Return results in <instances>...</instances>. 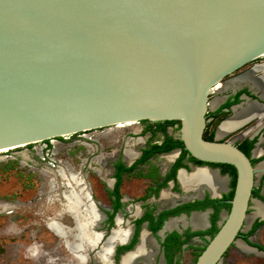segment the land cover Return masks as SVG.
Returning a JSON list of instances; mask_svg holds the SVG:
<instances>
[{
  "label": "water",
  "instance_id": "obj_1",
  "mask_svg": "<svg viewBox=\"0 0 264 264\" xmlns=\"http://www.w3.org/2000/svg\"><path fill=\"white\" fill-rule=\"evenodd\" d=\"M262 56L264 0H0V155L176 121L183 150L204 164L190 169L235 170L228 210L193 262L220 264L237 240L249 247L238 235L257 171L232 141L203 139L207 96ZM209 211L190 213L203 214L200 230Z\"/></svg>",
  "mask_w": 264,
  "mask_h": 264
},
{
  "label": "rangeland",
  "instance_id": "obj_2",
  "mask_svg": "<svg viewBox=\"0 0 264 264\" xmlns=\"http://www.w3.org/2000/svg\"><path fill=\"white\" fill-rule=\"evenodd\" d=\"M260 61L263 59L259 58L254 63ZM250 66L251 63H248L225 78H229ZM222 82L224 81L222 80ZM229 90L230 88L221 92H209L206 112L212 110L214 104L211 105L210 102L213 99L216 101L222 99V96L227 94ZM223 116L220 115L219 117ZM256 121L257 119H252L244 126L231 132L225 139L229 140L233 136H238L248 127L254 125ZM217 124V121H211L206 125V131H203L204 135L208 137ZM259 126H264V117ZM153 127L152 122H146L92 130L51 139L47 143L42 142L27 149L1 154L0 264H53L43 263V257L37 254L41 251L52 255V248L57 243V238L47 229L44 220L47 217H52L56 211V200H58V212L54 218L46 221L48 228L51 221L59 222L60 215L64 213L62 206L66 203L65 198L68 197L67 191L71 185L68 181L70 173H76L83 179L94 207L103 216V210L107 205L104 183L108 178L107 173L110 165L122 158L123 150L127 146V149L131 148L138 151L145 146L147 140L159 141L162 136L159 132H155L149 138ZM177 129V125H167L165 132L168 136L176 138ZM261 132L264 133V130ZM260 137L264 138V134ZM238 142H240L239 138L232 139L233 145ZM260 146L264 150V143ZM149 163L160 173H163L170 164L163 156L154 157ZM257 164L255 163L254 167ZM139 169V172L146 170L144 166ZM146 185L147 183L143 179L137 175H131L121 184V194L126 198H133ZM175 186L177 187L178 184ZM254 187L258 189L263 200L251 199L247 212V217L250 220L244 222L241 229L242 234L248 231L252 221L260 219L251 217L254 214L253 201H260L264 205V172L255 174ZM177 191L180 197L184 195L180 189ZM154 204L157 208H164L169 205L168 202L159 197H156ZM132 207L128 208V214H132ZM69 218L64 217L62 223L72 227L73 223ZM261 220L264 219L261 218ZM185 226L184 224L183 228ZM174 228L178 231L181 229L177 223ZM95 231L105 233L103 220ZM207 238L209 236L203 240L192 238L187 244L182 245L175 255L178 264H193L199 249L205 244ZM248 240L250 244L258 245L264 249V226H261ZM58 247L68 252L61 241ZM249 247L254 249V252L246 253L239 246L231 245L224 253L220 264H264V251H259L252 246ZM68 256H71L69 252L65 257V263Z\"/></svg>",
  "mask_w": 264,
  "mask_h": 264
},
{
  "label": "flooded vegetation",
  "instance_id": "obj_3",
  "mask_svg": "<svg viewBox=\"0 0 264 264\" xmlns=\"http://www.w3.org/2000/svg\"><path fill=\"white\" fill-rule=\"evenodd\" d=\"M260 58L263 59V61L254 63L257 60L256 59L250 62L251 63L250 67L235 75H232L229 78L224 77L225 79H222L224 82H222L221 80L210 90L212 93H215V92L225 91L227 88H230L229 92L224 96H222V99L217 101L213 99L210 102L211 105L213 104L214 105L210 112L205 113V127L203 130L206 131V125H208L211 121L212 122L217 121L218 124L215 126V128H213L212 132L209 134L211 140L214 137L219 141H232V139L239 138L240 142H238L234 146L238 148L242 153L244 154L245 152L247 153V155L245 156L249 158V161L252 166H254L255 163H258L255 167L257 173H261V170L264 169V150H262L260 146L262 143H264V138L260 137V135L264 134L261 132V130H264V126L261 127L259 126L260 121H262L264 117V96H263L264 84L260 87H254L251 84V79H255L261 76V73L259 72V67L264 66V56ZM255 68L256 71L251 72ZM218 87L221 88L217 90ZM253 101H256V103H254ZM248 105H254L256 108H258L259 112L255 115L249 116L248 118L243 120L240 124L225 132L221 137H218L219 128L225 122L233 118L238 112H240ZM220 115H224V116L219 117ZM252 119H257L254 125L248 127L238 136L231 137L232 139L229 140L225 139L226 137H228V135L231 132L244 126ZM149 138H151V134L149 135ZM162 141H163L162 136L159 139V141L147 140L145 142V146L140 148L138 151H134L129 147L131 150V154L128 158L125 157V150L127 149L128 147L127 146L123 150L122 158L117 159L110 165V169L107 173L108 178L104 183V195L107 205L103 210V216L94 207V203L88 191V201L89 203L92 204L93 211L99 221L98 225L96 227H93L92 231L99 235V240L96 243H94L92 246L85 248L84 251L86 255V261L84 264H92V263L101 264L98 252L100 251L103 245H106L107 248L105 250L108 256L107 264H122V260L126 256L135 252L137 248L142 245L141 239L143 233H145V235L147 236V242L145 243L144 252L150 254L149 264H167L169 258L171 259V264H178V262L175 260V255L178 249L182 245L187 244L192 238H198L201 240L205 239L206 235L203 236L194 235L190 238H187V235L195 232H204L211 229L212 226L211 217L214 209L212 205H205V203L207 202V200H219L220 202L224 201L225 203H227L228 199L226 197L228 196V194L232 189L231 178L228 172L220 165L206 164L208 167L218 170L220 177H218L217 175L216 176L219 179L223 180V189L217 190L215 194H212L210 190L205 187L202 188L205 190H203L202 192L199 191L198 194H195L192 189L188 193H186L181 187L179 182L180 173L189 175L194 169H206V168L190 169L189 165H204V164L202 163L195 164L185 156L178 161L179 167L175 169L174 176H172L173 174L172 166L174 162L179 158L180 151L178 148H174L167 152H157L155 149L152 148V145L154 144L160 145ZM172 150H178V151L176 152ZM148 153L150 155H146ZM159 156L165 157V159L170 163L163 173L158 172L149 163L152 158ZM143 157L144 159L139 162V160H141V158ZM169 157H172L171 160ZM127 163L128 165H126ZM120 166L131 169L125 171L122 168L120 169ZM143 166L146 168V170L143 172H139L140 170L139 168ZM178 169H183V171L178 172L177 182H176L175 176ZM131 175L133 176L137 175L140 179H143L147 183V185L144 187L143 190H141V192L137 196L133 198H126L124 195L121 194V184L126 180L127 177ZM223 176L226 177V179L221 178ZM118 178H119V183L116 187V181ZM175 184H178V186L176 187ZM178 189H180L183 192L184 194L183 196L180 197L179 192L177 191ZM253 189L256 188L254 187ZM221 192H225V193H221ZM217 193H220L219 198L210 197V195L215 196ZM258 195L259 196L261 195L260 192H258ZM156 197H159L160 199H163L164 201L168 202L169 205L164 208H157L154 204ZM252 198H257V197L253 196L251 192V199ZM259 200L262 201L263 198L261 197V199ZM56 201H57L56 211L53 213L52 217H47L46 220H44V224L46 225L47 229L50 232L51 230L48 228L46 221L48 219L54 218L55 215L57 214L58 200ZM260 201H253L254 213H255V204ZM261 205L264 208V205L262 203ZM130 207L133 208L132 214H128V208ZM206 209L210 210L206 217L208 226L204 230H200V228H204L205 220L203 226L195 227L191 224L190 221L194 214H199V213H193L191 215L190 213L202 212ZM222 210L225 209L220 208L217 213V219L214 222L216 228H217V222L220 218L219 213ZM200 215L203 216V214ZM64 217L69 218L67 214L64 213L61 214L59 217L60 224L64 227L71 228L70 225H64L62 223V219ZM255 218H260V219H256L252 221L248 228V231L245 234H247L251 230L252 226L255 223L264 221L261 220L262 217H255ZM102 220L105 228V233L95 231L96 229H98ZM173 222L174 224L169 226V224ZM176 223L181 227L180 231L175 230L174 225ZM158 224H160L159 227H157ZM184 224L186 225L185 228H183ZM261 226H264V223L259 225L253 231V233H251L249 236L246 237V240L248 242H249L248 238L252 236ZM170 228L172 229L169 230ZM192 228L196 230H192ZM171 234H176L178 237L177 238L173 237L171 239H168V236ZM245 234L240 233L238 235V238L243 240V235ZM54 236L57 238V243L52 248V252H51L52 255H48L41 251L38 252L37 254L38 256L43 257V263L82 264L77 259L76 255L66 247L64 240L55 234ZM60 241L67 248L69 254L71 255L68 256L66 263H65V257L67 256L68 252L64 251L65 249L63 250L60 247H58ZM204 245L202 247H204ZM90 253H92V255H90ZM131 264H143V261L138 258L133 260Z\"/></svg>",
  "mask_w": 264,
  "mask_h": 264
},
{
  "label": "bare ground",
  "instance_id": "obj_4",
  "mask_svg": "<svg viewBox=\"0 0 264 264\" xmlns=\"http://www.w3.org/2000/svg\"><path fill=\"white\" fill-rule=\"evenodd\" d=\"M253 71H256V68L251 72ZM259 72L261 73L260 77L251 79V84L254 87H260L264 84V66L259 67ZM220 88L221 87H218L217 90ZM258 112V108L254 105H248L219 128L218 137H221L225 132ZM130 154V149L125 150L126 158H128ZM169 158L171 160L172 157ZM68 181L71 183V187L69 186V190L67 191L68 197L65 198L66 203L62 206V211L71 218L73 225L71 228H67L55 220L51 221L48 225L51 232L63 239L66 247L76 255L77 259L82 264H84L86 261L85 248L92 246L99 240V235L92 231L93 227H96L99 221L93 211L92 204L88 201V189L83 179L76 173H70ZM179 182L186 193L192 189L195 194H198L200 189L205 187L209 189L212 194H215L217 190L223 189V180L219 179L214 172L206 169H194L189 175L180 173ZM221 217H224V213L221 214ZM255 217L264 218V208L260 202L256 203L255 213L251 218ZM247 220H250V218L246 217L245 221ZM174 222L170 223L169 226L173 225ZM190 222L195 227L204 225L203 216L200 214H194ZM141 241L142 245L138 247L135 252L126 256L122 260V264H131L133 260L138 258L143 261V264L150 263V254L144 252L145 243L147 242L145 233L142 234ZM235 245L239 246L246 253L254 252L252 248L245 246L239 240L235 242ZM106 249V245H103L98 252L101 264H107L108 256L105 251Z\"/></svg>",
  "mask_w": 264,
  "mask_h": 264
},
{
  "label": "trees",
  "instance_id": "obj_5",
  "mask_svg": "<svg viewBox=\"0 0 264 264\" xmlns=\"http://www.w3.org/2000/svg\"><path fill=\"white\" fill-rule=\"evenodd\" d=\"M146 122L147 121H141L140 124H143V123H146ZM153 124H154V127H153V129H151L150 134L153 135V134H155V132H159L162 135V137H163V141H162V143L160 145H155V144L152 145V148L155 149L157 152H167V151H169L171 149H174V148H178L179 151H180L179 158L174 162V164L172 166V173H173L172 176H174L175 169L177 167H179L178 161L180 159H182L183 157H185V156L190 161H192L193 163H195V164H201L200 162H197L194 159H192L190 156H188L187 152L185 150H183L182 144H181V142L179 140L174 139V138H172V137H170V136H168L166 134V132H165L166 126L167 125H177V127H178V122H176V121H165V122H153ZM202 137L205 140L211 141V137L210 136L209 137L205 136L204 133H203ZM55 139H57V138H55ZM44 143H47V141H45ZM146 155H150V154L148 153ZM245 155H247L246 152H245ZM144 157H146V156H144ZM144 157L141 158V160H139V162L142 161L144 159ZM220 166L223 167L228 172V174H229V176L231 178V188H233L234 178H235V170H234V168L232 166L224 165V164H221ZM121 168L123 170H125V171H128L129 169H131V168H124V167L120 166V169ZM118 183H119V178L116 181V187H117ZM231 195H232V189H231L230 193L228 194V196L226 198L229 200L231 198ZM252 195L255 196V197H257V198H259V199H261V197L258 195V189H253L252 190ZM205 205H212V207L214 209L213 214H212V217H211V224H212L211 229H209L207 231H204V232L190 233V234L187 235V238H190V237H192L194 235H198V236L206 235V236L212 237V235L216 232V227L214 225V222L217 219V213H218L219 209L220 208H224L225 210H228V207H229V205L227 203H225L224 201L220 202L219 200H207V202L205 203ZM263 223H264V221L255 223L252 226L251 230L247 234L243 235V241H245L249 246H253V247H255V248H257L258 250H261V251H264V249H262L259 246L250 244L246 240V237L249 236L251 233H253V231L259 225H261ZM159 225L160 224H158L157 227H159ZM156 228H154V229H156ZM173 237L174 238H177L178 236L176 234H171V235L168 236V239H171ZM187 238H186V240H187ZM202 248L199 249L198 254L200 253V251L202 250ZM177 249H178V246H177ZM197 255H196V257H197ZM167 264H171V259L170 258L168 259V263Z\"/></svg>",
  "mask_w": 264,
  "mask_h": 264
}]
</instances>
